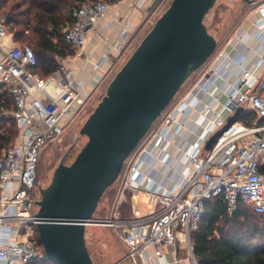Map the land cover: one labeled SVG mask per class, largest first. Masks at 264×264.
Here are the masks:
<instances>
[{
    "label": "built area",
    "instance_id": "built-area-1",
    "mask_svg": "<svg viewBox=\"0 0 264 264\" xmlns=\"http://www.w3.org/2000/svg\"><path fill=\"white\" fill-rule=\"evenodd\" d=\"M149 1L139 0V4ZM108 11L106 1L86 3L74 11L73 24L65 31V41L77 55L84 54L88 32ZM258 24L263 26L264 20ZM112 51L111 48L107 57ZM36 64L33 48L29 44L16 43L0 15V86L11 94L14 102L13 110L4 117L12 119L18 129L15 144L4 150L0 158V264H33L42 257L38 244V212L33 211V205L37 203L34 191L38 165L45 146L62 136L69 122L83 111L92 95L87 94V86H75L63 67L42 78L31 71ZM115 68L116 65H112L105 72L95 91L108 80ZM263 70L264 66L259 65L254 70L243 71L238 84L223 103L222 113L210 121L215 131L223 128L243 106L264 120V77L260 79ZM189 107L182 100L172 110L167 109L153 136L166 139ZM136 151L125 163L132 161L127 174L140 173L138 163L150 155L147 146L139 154ZM187 158L191 171L182 176L173 189L159 187L157 191H149L158 212L148 216L136 213L129 220L116 214L112 220L104 222L117 229L127 248L122 264H145L148 251L153 250L160 257L166 248H176L180 242L185 245L188 258L198 264L190 235L205 213L206 202L214 198L223 199L229 214L234 213L239 205H247L257 214L264 215V174L260 172L264 158V125L248 126L238 121L206 154L192 151ZM127 179L123 182V191L132 190Z\"/></svg>",
    "mask_w": 264,
    "mask_h": 264
},
{
    "label": "water",
    "instance_id": "water-1",
    "mask_svg": "<svg viewBox=\"0 0 264 264\" xmlns=\"http://www.w3.org/2000/svg\"><path fill=\"white\" fill-rule=\"evenodd\" d=\"M161 0H155L150 11ZM254 4L255 0H241ZM218 0H173L109 83L80 131L87 143L71 165L64 159L41 189L38 232L52 264H94L86 227L125 163L170 107L186 82L218 48L205 19ZM238 109L213 134L205 154L239 118Z\"/></svg>",
    "mask_w": 264,
    "mask_h": 264
},
{
    "label": "crops",
    "instance_id": "crops-1",
    "mask_svg": "<svg viewBox=\"0 0 264 264\" xmlns=\"http://www.w3.org/2000/svg\"><path fill=\"white\" fill-rule=\"evenodd\" d=\"M152 1L142 5L139 0L109 3L107 15L87 34L84 54L76 53L62 61V67L69 72L75 86H87V94L91 95L112 65H116L114 73H117V67L147 27ZM260 20H264V0H255L232 35L217 48L202 76L184 93L182 100L190 107L179 117L167 138L151 137L146 145L150 155L138 163L140 173L125 176L132 187L124 191L131 193L132 214L124 220L134 218L136 213L148 216L158 212L149 191H157L159 187L173 189L181 177L191 171L187 154L192 151L205 154L207 141L217 132L210 121L222 113L223 103L243 71L264 66V25L258 24ZM111 48L113 51L107 57ZM263 77L264 70L260 79ZM141 201L144 209L140 208ZM144 263L194 264L182 242L176 248H166L160 257L153 250L148 251Z\"/></svg>",
    "mask_w": 264,
    "mask_h": 264
},
{
    "label": "trees",
    "instance_id": "trees-1",
    "mask_svg": "<svg viewBox=\"0 0 264 264\" xmlns=\"http://www.w3.org/2000/svg\"><path fill=\"white\" fill-rule=\"evenodd\" d=\"M99 1L111 4L119 0H0V15L14 41L20 45L29 42L33 48L37 64L31 71L47 78L60 69L57 59L76 55V50L65 41V31L73 24L74 11L83 4ZM242 3L247 7L252 5ZM13 105L11 94L0 86V158L18 136L15 122L4 117L13 110ZM239 122L248 126L264 125V120L247 109ZM260 172L264 174V158ZM190 238L198 264H264V215L257 214L250 206L239 205L229 214L222 198L207 201L205 213ZM38 244L43 255L33 264H52L44 254L39 237Z\"/></svg>",
    "mask_w": 264,
    "mask_h": 264
},
{
    "label": "rangeland",
    "instance_id": "rangeland-1",
    "mask_svg": "<svg viewBox=\"0 0 264 264\" xmlns=\"http://www.w3.org/2000/svg\"><path fill=\"white\" fill-rule=\"evenodd\" d=\"M154 1L155 0L151 3L153 4ZM172 1L173 0H163L157 6L156 11L150 15L151 20H148L149 22L147 21L146 29L133 45L131 51H129L125 57L124 62L120 63L119 67H117V72L136 50L155 22L168 9ZM250 10L251 7L245 6L241 0H218L214 9L207 15L205 24L207 25L209 32L220 43H223L225 39L232 35L234 30L239 26L242 19L250 12ZM30 35L31 34H29V36ZM21 43L28 44L29 42ZM57 61L60 69H62L63 60L57 59ZM205 66L198 70L186 82L183 88L176 95L168 110H172L179 104L184 93L202 76L204 70L206 69ZM115 74L116 73L112 74L108 80L97 89V91L91 93L92 95L83 111L79 112L69 122L62 136L54 143L45 146L37 169V185L34 191L35 202L40 201L42 197L41 189L47 188L51 184L54 172L58 168L61 161L64 159L66 165H71L87 143V137L80 135V131L89 116L106 95L107 87ZM8 125L10 126L12 124L10 123ZM160 125L161 122L159 120L149 136L143 143H141L138 151H136V154H139L140 151L147 145ZM13 144H15V142ZM131 162L132 161L128 162L124 166L118 180L104 193L94 214V222L86 227L87 248L94 264H122L121 260L127 252L123 241L120 239L117 229L104 222L112 220L116 214H119L121 219H125L132 214V203L130 199L131 193L123 191V182ZM140 206L141 209L145 208L142 201L140 202ZM33 211H39L38 203L33 205Z\"/></svg>",
    "mask_w": 264,
    "mask_h": 264
}]
</instances>
